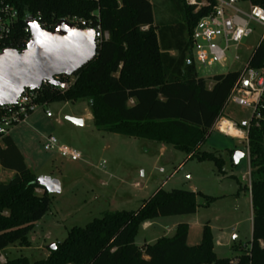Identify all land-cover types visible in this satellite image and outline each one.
<instances>
[{"label": "trees", "instance_id": "1", "mask_svg": "<svg viewBox=\"0 0 264 264\" xmlns=\"http://www.w3.org/2000/svg\"><path fill=\"white\" fill-rule=\"evenodd\" d=\"M8 1L19 12L10 46L13 50L26 49V21L36 17L54 26L73 18L97 22L99 16L98 23L109 34L96 58L75 74L72 83L71 77L56 79L68 88L43 86L38 91L40 102L87 99L99 131L170 145L188 159L211 160L219 168L223 166L221 156L201 148L223 116L241 73L215 76L211 88L197 77L189 53L191 35L201 15L194 13L187 0L161 4L157 0ZM164 8L184 15V24L173 31L174 40L165 39L170 30L166 23L156 22ZM184 34L189 38L185 44L180 37ZM172 49L175 56L170 54ZM263 62L264 50L260 49L250 66L261 68ZM251 126L252 238L245 250L234 245L239 255L219 259L208 226L199 245H188L189 226L185 223L177 226L173 237L137 246L141 225L159 218L192 215L198 210V194L158 189L135 211L107 213L85 227L72 228L44 260L31 262L21 257L7 264H264V120L259 128L253 121ZM0 167L13 173L10 180L0 182V252L15 244L30 247V233L50 211V193L37 185L38 177L10 135L0 138Z\"/></svg>", "mask_w": 264, "mask_h": 264}, {"label": "rangeland", "instance_id": "2", "mask_svg": "<svg viewBox=\"0 0 264 264\" xmlns=\"http://www.w3.org/2000/svg\"><path fill=\"white\" fill-rule=\"evenodd\" d=\"M171 15L175 20L171 27L176 30L184 24V15L180 11ZM165 32L163 30L162 34ZM180 37L184 44L189 39L186 34ZM252 41H245V45L253 47ZM238 54L245 60L250 53L240 49ZM189 55L193 58L197 77L204 79L208 87L215 76L241 70L245 63L229 61L225 66L205 67L197 61L195 52ZM229 55L232 58L235 53ZM75 78L72 76L70 82ZM47 105L52 117L48 118L39 106L26 124L13 127L10 134L31 172L38 178L57 180L60 192L50 194V211L30 233V247L18 244L8 247L0 252V264L21 257L31 262L44 260L51 246L64 241L72 228L85 227L107 213L135 211L158 189L198 194V210L192 215L156 219L152 227L141 225L136 236L137 246L173 237L177 226L185 223L189 226L187 243L190 246L202 242L206 226L211 229L214 251L219 259L239 254L233 245L239 249L248 248L252 238V207L245 143L213 131L201 150L221 156L224 164L219 168L211 160L188 159L184 152L170 145L99 131L87 99ZM252 114L251 109L231 103L223 116L242 124L249 122ZM71 119L81 120L83 124L78 125ZM49 135L79 150L83 160L71 162L55 152L46 151L43 137ZM237 152L244 157L235 163ZM12 176V172L0 168V182ZM209 198L213 201L208 202Z\"/></svg>", "mask_w": 264, "mask_h": 264}, {"label": "built area", "instance_id": "3", "mask_svg": "<svg viewBox=\"0 0 264 264\" xmlns=\"http://www.w3.org/2000/svg\"><path fill=\"white\" fill-rule=\"evenodd\" d=\"M186 4L193 7L195 14L201 15L191 35L192 51L195 52L196 59L201 65L225 66L229 61L232 63L245 61L243 68L235 71L240 72L241 77L232 89L228 105L232 103L251 109L253 112L251 119L249 122L238 124L221 116L213 131L245 143L249 159V132L252 121L255 127L259 128L264 120V62L261 68L250 66L253 56L260 49L264 50V0H187ZM32 19L46 31H52L59 23L53 26L41 17ZM96 20L97 22H93L73 18L66 21L81 30L92 32L99 48L105 40L109 39V34L104 32L98 23L99 16ZM18 21V10L8 0H0V53L5 49H12L10 46L17 32ZM25 34L28 44L31 37L28 26H26ZM247 40H253L254 46L245 45ZM240 49L250 53L245 60L238 54ZM230 53L235 55L231 58ZM48 84L44 81L42 87ZM63 88H68V85H64ZM38 91L26 89L15 105L0 107V138L8 136L13 127L26 124L39 106L48 118L52 117L47 109V103L39 101ZM44 149L55 152L61 158L71 162L83 160V154L79 150L61 144L53 135L45 136ZM248 179L251 196L250 167Z\"/></svg>", "mask_w": 264, "mask_h": 264}, {"label": "water", "instance_id": "4", "mask_svg": "<svg viewBox=\"0 0 264 264\" xmlns=\"http://www.w3.org/2000/svg\"><path fill=\"white\" fill-rule=\"evenodd\" d=\"M26 25L31 31L26 49L9 48L0 53V107L15 105L26 89L40 90L44 81L63 88L64 84L56 79L74 76L98 53L94 34L66 20H61L52 31L41 29L32 18ZM71 121L83 124L78 119ZM242 157L237 152L235 163ZM36 183L50 194L60 192V183L50 177H40ZM50 249L55 250L56 245Z\"/></svg>", "mask_w": 264, "mask_h": 264}, {"label": "crops", "instance_id": "5", "mask_svg": "<svg viewBox=\"0 0 264 264\" xmlns=\"http://www.w3.org/2000/svg\"><path fill=\"white\" fill-rule=\"evenodd\" d=\"M166 2V0H157V4H161V3H165ZM172 10L170 11V10H167L166 8H164V9H160V12H159V15H157L156 16V22L158 23V21H160V20H162V22L161 23H166L164 26L166 27V28H168V29H170V30H168V34H165L166 36V38L165 39H167V40H169V39H171V40H174V33H173V31L175 30V28L176 27H171V22L174 20V17H173V15H171L172 14ZM158 17V18H157ZM170 23V24H169ZM170 54L171 55H173V56H175L176 55V51L175 50H171L170 51ZM213 86V84H211V86H210V88ZM30 119V118H29ZM29 119H28V121H29ZM10 136H11V134H9ZM12 137V136H11ZM13 138V137H12ZM45 138V136L43 137V139ZM14 141H15V139H14ZM16 142V141H15ZM16 144H17V142H16ZM18 145V144H17ZM21 150V149H20ZM1 168V167H0ZM2 169V168H1ZM3 170V169H2ZM4 171V170H3ZM13 177V176H12ZM38 192H40V190L38 191ZM250 203H251V196H250ZM251 221H252V218H251ZM155 223L152 221V222H147V223H145V224H143L146 228H148V227H152L153 225H154ZM146 244H149V243H146ZM144 246V245H143ZM233 247H234V245H233ZM7 250V249H6ZM5 250V251H6ZM236 255H239V254H236Z\"/></svg>", "mask_w": 264, "mask_h": 264}, {"label": "snow or ice", "instance_id": "6", "mask_svg": "<svg viewBox=\"0 0 264 264\" xmlns=\"http://www.w3.org/2000/svg\"><path fill=\"white\" fill-rule=\"evenodd\" d=\"M35 26V25H34Z\"/></svg>", "mask_w": 264, "mask_h": 264}]
</instances>
